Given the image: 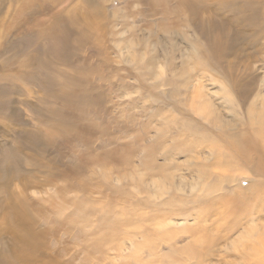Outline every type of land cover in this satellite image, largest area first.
<instances>
[{"label":"rangeland","instance_id":"374dc122","mask_svg":"<svg viewBox=\"0 0 264 264\" xmlns=\"http://www.w3.org/2000/svg\"><path fill=\"white\" fill-rule=\"evenodd\" d=\"M251 1L231 21L230 0H0V264H255L264 204L203 212L250 174L209 193L184 166L207 150L153 148L149 169L174 180L146 173L142 190L129 177L165 118L205 125L198 95L220 125L206 134L264 117V9Z\"/></svg>","mask_w":264,"mask_h":264},{"label":"bare ground","instance_id":"6f19581e","mask_svg":"<svg viewBox=\"0 0 264 264\" xmlns=\"http://www.w3.org/2000/svg\"><path fill=\"white\" fill-rule=\"evenodd\" d=\"M259 1L261 2L260 6L264 9V0H256V3ZM251 2V0H230L228 4L229 8L231 5L233 7L237 5V7L233 9L231 21H238L240 18H242L246 13L247 6H250ZM231 9L232 7L230 10ZM247 21L248 20L246 19V22ZM185 41L189 44L192 50L197 49V45L194 42L190 43L187 40ZM223 91L227 94L225 89H223ZM203 103L204 100H199L198 95L190 108L193 111H203L198 112V115L204 119L205 125L204 123L199 122L200 120L197 121L192 119L184 120V122H187L185 124L188 126H186L183 122H177L172 118H165L162 121L160 126L161 129L159 128L160 136L154 139L155 141L152 143V151L148 155V162L144 165L146 172L142 171L143 174L141 176H136L134 175V172L131 168L132 174L129 175L131 182L132 184H137L138 189L144 190L143 187L145 180L148 179L153 182L154 176H161L170 181L174 180L173 175H162L161 172L163 167H157L156 170L149 169L150 164L154 162L157 149H163L164 159H168L171 156H173L174 159V155H187L190 153L195 154L198 149L207 150V153L211 156V159L207 158L205 160H200L196 157V155H194L193 158L195 160V164H188L184 166L189 167L187 170L190 173H197L196 177L198 181H207V184L204 188L209 193L219 190L220 185H226L229 184V182H232L227 176L228 173L240 172L243 175L248 173L251 177L250 180H248L249 183L246 181L247 186L243 191H239L242 190L239 189V186H235V188L229 189L231 191H227L225 193L223 191L224 189H220V191H223L222 195L217 197L211 203H208L203 212H211L218 204L226 206L227 210L228 206L235 204L237 209L233 212H242V216L249 217L252 214V212H250L252 207L246 204L247 200H253L257 198L259 199L258 201H261V205L264 204V197H261L264 195V117H255L254 124L250 128H247L243 133L230 132L218 135L206 134L207 131L213 133V131L219 130L220 125H218L216 122H208V119L212 117V112L210 108L204 106ZM206 104L208 105V101ZM150 123H152V120ZM155 128L156 127L154 126V129ZM155 131L157 132L158 129ZM197 131L200 132L199 135H195ZM175 132L178 133V136H183V138L180 137L177 141L172 139L171 143H169L170 148H165L164 143L168 140L166 138V134ZM147 142L149 144L151 141L147 139ZM150 145H147V148L150 147ZM153 148L157 149L154 150ZM168 149H170V151H167ZM125 164L130 170V167L133 165L132 159L130 157H126ZM109 171H107L105 174H109ZM146 173L151 175L147 179ZM121 188L123 193H125L124 191L128 190L125 186H122ZM256 209L259 210L260 208L256 206ZM125 210L127 211L129 209ZM120 224V220L114 222L115 227L119 226ZM254 232V229H250L249 238L251 240L257 239L255 238ZM187 250L190 254H193L192 245H190ZM250 251L252 252L251 256L254 258L255 264H263L262 257H264V244L258 245L255 248H252Z\"/></svg>","mask_w":264,"mask_h":264}]
</instances>
